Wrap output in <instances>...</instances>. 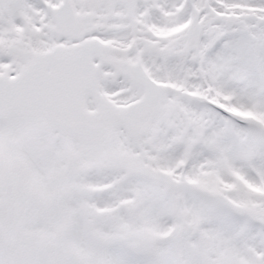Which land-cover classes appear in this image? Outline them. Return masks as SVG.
Returning a JSON list of instances; mask_svg holds the SVG:
<instances>
[{"label":"snow or ice","instance_id":"6c2138e0","mask_svg":"<svg viewBox=\"0 0 264 264\" xmlns=\"http://www.w3.org/2000/svg\"><path fill=\"white\" fill-rule=\"evenodd\" d=\"M0 264H264V0H0Z\"/></svg>","mask_w":264,"mask_h":264}]
</instances>
